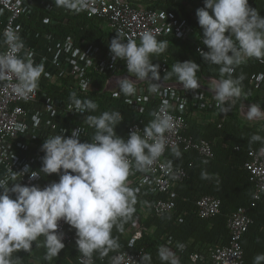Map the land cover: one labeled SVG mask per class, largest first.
<instances>
[{
    "label": "clouds",
    "instance_id": "obj_1",
    "mask_svg": "<svg viewBox=\"0 0 264 264\" xmlns=\"http://www.w3.org/2000/svg\"><path fill=\"white\" fill-rule=\"evenodd\" d=\"M54 4L80 13L89 9L90 0H54ZM196 15L203 30L201 41L208 49L199 51L209 64L219 66L221 78L211 79L210 89L218 104L227 106L242 94L243 75L234 76L235 69L250 58L264 62V16L250 6L249 0H204ZM157 35L144 31L137 43L117 32L109 42L113 58L125 61L127 71L137 81H151L148 91L154 94L159 93L161 84L153 82L160 79V66L153 63L152 57L168 47L167 41L159 40ZM2 36L0 44L7 45V51L0 52V82L14 76L13 91L27 101L46 74L45 67L34 63L32 54L25 51L18 31L7 28ZM200 67L194 60L177 61L164 79L175 76L185 90H195L201 83L197 75ZM137 83L119 79V92L131 97L137 92ZM70 100L72 110L78 113L95 112L98 108L92 99L78 98L76 92L70 93ZM245 115L248 120L262 119L264 109L252 104ZM152 116L142 133L136 129L125 138L116 132L123 120L119 111L87 115V123L94 129L90 140L81 142V128L73 129L71 136H47L41 146L44 156L38 170L31 171L26 165L20 172L9 168L0 176V264H19L20 258L14 253L30 252L33 242L46 249L45 260L57 257L65 248L64 233L58 231L61 220L76 230L80 264H94L96 254L104 258L109 251H117L120 244L113 229L124 231L135 211L139 191L128 183L132 168L148 171L165 152V134L175 126L174 117L164 107ZM260 140L259 135L251 137V142ZM170 147L179 158V148ZM29 172V180L53 173L59 174V180L44 187L20 183L17 173L24 176ZM201 177L209 178L206 173H201ZM177 247L182 249L183 245ZM157 254L161 264H180L176 251L168 245L160 246ZM122 260L121 255H116L109 264H122ZM139 264H152L151 255L142 254ZM253 264H264V253L257 254Z\"/></svg>",
    "mask_w": 264,
    "mask_h": 264
},
{
    "label": "trees",
    "instance_id": "obj_2",
    "mask_svg": "<svg viewBox=\"0 0 264 264\" xmlns=\"http://www.w3.org/2000/svg\"><path fill=\"white\" fill-rule=\"evenodd\" d=\"M131 1L136 3L141 0ZM185 1L189 3V6L175 0H146L150 7L174 10L178 17L188 20L195 33L202 35L203 30L198 24L196 13L197 9L203 5L197 0ZM249 4L264 16V0H249ZM26 5L29 15H24L22 21L38 33L46 36L54 34L61 40H70L74 47L79 49L89 44L110 50L109 42L116 34L104 29L100 21L89 17L86 11L80 13L54 11L37 1H28ZM158 39L168 43L163 53L152 57L153 63L160 66V80L167 83L179 82L175 76L167 80L164 76L168 70H171V65L177 61L186 60H194L201 65L198 74L209 78H221L219 66L209 64L201 54L196 52L195 46L190 41L175 35ZM260 72L264 73V62L255 58L248 59L234 72V76L243 75L242 94L235 99L234 103L230 102L227 106L221 105L216 108L212 96L207 97V101L203 103L202 109L208 112L221 111L231 106L232 112L229 118L217 117L198 121L197 118L190 117L185 134L195 139L209 140L213 145V157L201 156L197 151H187L182 145L178 146L181 151L179 158L172 153L171 149L168 150L167 157L174 159L177 165L185 167L189 174L175 188L176 206L172 212L158 216L153 211L155 201L166 198V194H155L150 188L140 184L130 185L139 191L134 205L135 211L125 223L124 230L132 228L133 221L139 218L145 227L142 236L130 241L124 237V231L121 233L114 228L113 236L118 237L120 248L117 251H109L104 258L96 254L95 264H109L110 259L118 252H136L142 248L145 249V253L151 255L152 264H161L157 251L162 245H168L176 251L180 264H192V255L199 251L204 255L206 246L229 243L228 217L239 206L247 207L253 218V223L241 240L244 264H253V258L257 254L264 253V193L259 199H253L254 181L246 168V163L250 160V151L260 148L263 144L264 130L258 124L243 121L239 114L241 106L259 105L264 101V81L259 90L255 89L251 83L252 76ZM105 84V76L93 69L86 72L81 79L64 77L60 85L47 82H43L42 85L46 94L54 98L70 99V93L76 92L78 98L92 99L98 104V108L88 115H100L104 111H119L123 120L117 125L116 132L125 138L131 133L130 126L136 117L142 120L143 127L153 119L152 113L157 111L160 104L158 98H148L142 105V109L135 111L126 96L105 90ZM82 85H86L88 89H82ZM196 90L199 88L190 92L193 93ZM195 108L197 105L189 102L187 110L182 111L178 107L177 112L190 115ZM93 132L94 129L89 127L84 141L90 140ZM253 135H259L262 140L251 142ZM41 166L42 162L37 164V170ZM201 173H206L209 178L202 179ZM40 177L41 187L59 180V174L56 173L48 176L41 174ZM204 195H213L221 199L220 214L209 219L199 216L197 200ZM66 229L75 238L74 246L65 247L57 257L48 261L44 259L46 249L42 246L38 247L33 242L30 252L14 253V256L20 258L19 264H80L76 230L68 224ZM40 241H43V237H40ZM180 244L183 245L182 249L177 247ZM197 264H201V260H198Z\"/></svg>",
    "mask_w": 264,
    "mask_h": 264
},
{
    "label": "built area",
    "instance_id": "obj_3",
    "mask_svg": "<svg viewBox=\"0 0 264 264\" xmlns=\"http://www.w3.org/2000/svg\"><path fill=\"white\" fill-rule=\"evenodd\" d=\"M28 1L42 2L50 10H61L72 12L64 8H57L54 0H0V42L3 40L2 33L7 28L18 31L25 44V51L30 52L34 63H43L45 73L41 76L38 88L31 94L30 99L25 101L14 91L16 79L13 76L11 80L0 82V176L7 173L9 168L20 172L26 165L30 166L31 171L37 170L36 165L42 162L44 152L41 146L47 136L65 134L71 136L73 129H83L81 142L84 141L88 132L89 125L86 117L88 112L78 113L72 110L70 99L54 98L46 94L43 82L60 85L64 77H74L81 79L86 72L93 69L98 70L106 78L105 90L122 94L118 89V80L128 78L126 62L114 59L110 50H104L100 47L87 45L83 48L74 47L72 41L61 40L55 35L46 36L38 33L22 21L24 15H29L26 3ZM204 6V0H201ZM89 17L100 21L101 26L117 35L121 32L124 37L140 40L144 31L151 30L157 33V38L175 35L184 40L190 41L197 53L201 54L199 49L207 51V46L203 45V36L195 33L192 26L185 18L177 16L174 10L165 8L150 7L147 2L141 0L133 2L131 0H90L89 9L85 10ZM49 39V46H43L48 54L42 55L38 59L36 54L34 40ZM56 44V45H55ZM7 51V45L0 44V52ZM49 55V56H48ZM200 77L207 80L201 74ZM132 80V79H131ZM135 81V80H133ZM264 81V73L254 74L251 83L255 89L259 90ZM137 92L131 97H127L130 105L135 111H140L145 100L150 97H156L160 100L157 111L164 107L173 117L175 126L172 132L166 133V147L163 155L146 172L137 171L134 167L128 177L129 185L140 184L147 186L155 194H166V198H159L153 205V211L156 215L162 216L165 213L172 212L176 203L174 191L176 186L183 182L188 176L185 167L179 166L174 159L167 157V152L171 145L183 146L187 151H197L204 157H213V145L207 139H195L185 134L189 127V113H179L177 108L182 111L187 110L189 102L196 104L198 109H202L207 97L214 98L212 90L206 91V88H200L191 93L185 90L181 82L159 83V93H150L148 91L149 80L136 81ZM144 83V84H141ZM82 89L87 90L86 85ZM182 92V93H179ZM202 97V98H201ZM235 102V99L231 101ZM216 108L221 105L214 99ZM264 109V101L259 104ZM250 106L240 107L239 114L246 117ZM232 107L224 110L211 112V119L221 117L227 119L230 117ZM258 125L264 130V118L258 119ZM21 126L18 128L17 126ZM21 128L23 130H21ZM142 120L139 117L133 121L130 126V132L143 131ZM134 164V161H133ZM246 168L251 173L254 181L253 199H259L264 193V140L258 149L250 151V160L246 163ZM20 183L38 184L40 186L41 177L29 180L30 172L22 176L17 173ZM221 199L213 195H204L197 200L198 214L201 218L209 219L221 213ZM149 214L148 212L146 213ZM253 223L248 208L239 206L235 208L228 217V229L230 241L226 245H208L205 247L204 255L196 252L192 255L193 263L207 258L209 264H244V249L241 240ZM63 220L59 222L58 231L64 233L65 247L75 245L74 236L67 231ZM145 227L142 221L137 218L132 223V228L124 230L123 235L126 239L132 241L142 236ZM145 249L142 248L136 252L122 251L116 255L123 257L122 264H139ZM115 255V256H116ZM95 264V263H94Z\"/></svg>",
    "mask_w": 264,
    "mask_h": 264
},
{
    "label": "crops",
    "instance_id": "obj_4",
    "mask_svg": "<svg viewBox=\"0 0 264 264\" xmlns=\"http://www.w3.org/2000/svg\"><path fill=\"white\" fill-rule=\"evenodd\" d=\"M199 1V3L201 2V0H197ZM144 2H146V0H144ZM175 2H181V3H184L185 6H189V3L186 2L185 0H175ZM201 85H204L206 87H202V88H206V91L207 92H210L211 89L209 86L203 84L202 82L200 83ZM201 87H199L200 89ZM263 103V102H262ZM211 112H208V111H204L203 109H198V108H195L193 109V111L190 113V117H194V118H197L198 121H205V120H210L212 117L210 116ZM243 121L247 122V123H252V124H258V119H255V120H248L247 118L245 117H241ZM192 264H196V263H193L192 261ZM201 264H209L207 258H203L201 260Z\"/></svg>",
    "mask_w": 264,
    "mask_h": 264
},
{
    "label": "rangeland",
    "instance_id": "obj_5",
    "mask_svg": "<svg viewBox=\"0 0 264 264\" xmlns=\"http://www.w3.org/2000/svg\"><path fill=\"white\" fill-rule=\"evenodd\" d=\"M34 43H35V46H36V49H35V52H36V54L34 55V57L36 58V56L38 55V59H40V57L42 56V55H45V54H48L46 51L47 50H45L44 48H42L43 46H49V39H46V40H42V39H40V40H34ZM56 45V44H55ZM49 56V55H48ZM197 75H198V78L200 79V82H202L203 84H205V85H207V86H209L210 87V85H209V81L211 80V79H213V78H209V77H206L207 78V80H205V79H203L202 77H200L199 76V74L197 73Z\"/></svg>",
    "mask_w": 264,
    "mask_h": 264
},
{
    "label": "water",
    "instance_id": "obj_6",
    "mask_svg": "<svg viewBox=\"0 0 264 264\" xmlns=\"http://www.w3.org/2000/svg\"><path fill=\"white\" fill-rule=\"evenodd\" d=\"M127 77H129V78L132 79V80L137 81V78H136L134 75H132V74H128ZM159 81H161V82L164 83V84H167V82H164V81H162V80H160V79H159ZM200 87H206V86L200 84Z\"/></svg>",
    "mask_w": 264,
    "mask_h": 264
}]
</instances>
